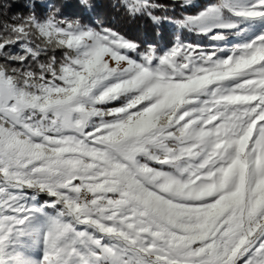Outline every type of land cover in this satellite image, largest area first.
<instances>
[{"label":"snow or ice","instance_id":"snow-or-ice-1","mask_svg":"<svg viewBox=\"0 0 264 264\" xmlns=\"http://www.w3.org/2000/svg\"><path fill=\"white\" fill-rule=\"evenodd\" d=\"M11 7L0 264H264V0H208L170 44ZM113 7L168 19L160 0Z\"/></svg>","mask_w":264,"mask_h":264},{"label":"trees","instance_id":"trees-1","mask_svg":"<svg viewBox=\"0 0 264 264\" xmlns=\"http://www.w3.org/2000/svg\"><path fill=\"white\" fill-rule=\"evenodd\" d=\"M44 0H35L37 5H41ZM181 0H160L161 3L168 5L166 15L169 20H177L183 18L180 14L179 3ZM3 2V0H0ZM12 7L8 10L9 14H26L25 7L27 0H7ZM208 2V1H207ZM93 8L86 11L81 7L80 0H53L52 4L58 5L62 11L68 16L79 15L84 18L85 22L103 21L120 32L126 34L129 38L138 42H153L160 44H170L177 35L187 40H194L196 37L188 33L186 30H178L176 26L169 25L167 22L154 24L147 17H129L122 8H114L113 5L117 0H89ZM203 7V6H202ZM201 7V8H202ZM201 8L193 11H186L185 15H192L201 10ZM36 11L40 14L45 13L44 7L38 6Z\"/></svg>","mask_w":264,"mask_h":264},{"label":"rangeland","instance_id":"rangeland-1","mask_svg":"<svg viewBox=\"0 0 264 264\" xmlns=\"http://www.w3.org/2000/svg\"><path fill=\"white\" fill-rule=\"evenodd\" d=\"M191 1H194V0H191ZM196 1H198V0H196ZM202 1L207 2L208 0H202ZM52 2H53V0H44V1L41 2V5L49 4V3L52 4ZM182 2H183V0H181L180 3H179V9L181 10V11H180V14L182 15V17H184V16H186V15H185L186 10H183V8H180ZM195 14H196V13H195ZM192 15H194V14H192ZM171 21H173V20H169V19L164 20V22H167L169 25H173V26H175V24L172 23ZM176 28H177V27H176ZM177 29H178V30H181V29H179V28H177Z\"/></svg>","mask_w":264,"mask_h":264},{"label":"bare ground","instance_id":"bare-ground-1","mask_svg":"<svg viewBox=\"0 0 264 264\" xmlns=\"http://www.w3.org/2000/svg\"><path fill=\"white\" fill-rule=\"evenodd\" d=\"M199 5V1H191V4L189 6H185L186 8H192V7H197Z\"/></svg>","mask_w":264,"mask_h":264}]
</instances>
